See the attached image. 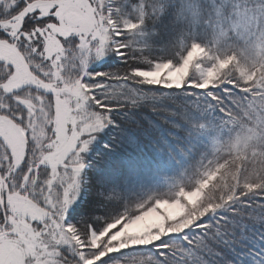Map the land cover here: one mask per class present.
I'll return each instance as SVG.
<instances>
[{
    "label": "snow or ice",
    "instance_id": "snow-or-ice-1",
    "mask_svg": "<svg viewBox=\"0 0 264 264\" xmlns=\"http://www.w3.org/2000/svg\"><path fill=\"white\" fill-rule=\"evenodd\" d=\"M202 131L198 175L145 194ZM176 236L264 264V0H0V264H160Z\"/></svg>",
    "mask_w": 264,
    "mask_h": 264
},
{
    "label": "trees",
    "instance_id": "trees-1",
    "mask_svg": "<svg viewBox=\"0 0 264 264\" xmlns=\"http://www.w3.org/2000/svg\"><path fill=\"white\" fill-rule=\"evenodd\" d=\"M111 67L107 65L106 60L92 65V69L96 71H109ZM150 118L157 119L155 114H151ZM218 139L219 136L208 134L207 131H202L196 135L194 137V147L190 150V153L185 154L178 160L175 166L168 168L160 176L155 177L144 189V193L149 195L153 193H167L173 190L179 182H187L188 178L194 179L198 175L199 170L207 163V160L211 158ZM167 243L169 247L156 248L148 246L151 254L159 258L160 264H174L169 257L173 248L177 246L184 248L190 264H204V259L198 254L201 250L199 246H190L182 241L179 236L168 238ZM127 251L132 250L129 249ZM226 251V248H208L207 258L211 260V264H222L219 256L220 253ZM232 253L233 255H239L236 249H232Z\"/></svg>",
    "mask_w": 264,
    "mask_h": 264
},
{
    "label": "rangeland",
    "instance_id": "rangeland-1",
    "mask_svg": "<svg viewBox=\"0 0 264 264\" xmlns=\"http://www.w3.org/2000/svg\"><path fill=\"white\" fill-rule=\"evenodd\" d=\"M168 210L171 214L178 213L180 211L178 206H168Z\"/></svg>",
    "mask_w": 264,
    "mask_h": 264
}]
</instances>
